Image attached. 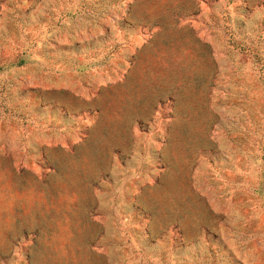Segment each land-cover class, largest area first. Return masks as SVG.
I'll return each instance as SVG.
<instances>
[{
	"label": "rangeland",
	"instance_id": "obj_1",
	"mask_svg": "<svg viewBox=\"0 0 264 264\" xmlns=\"http://www.w3.org/2000/svg\"><path fill=\"white\" fill-rule=\"evenodd\" d=\"M0 264H264V0H0Z\"/></svg>",
	"mask_w": 264,
	"mask_h": 264
}]
</instances>
